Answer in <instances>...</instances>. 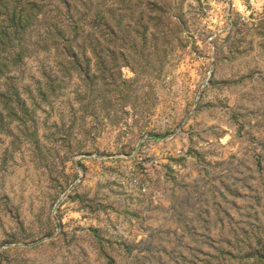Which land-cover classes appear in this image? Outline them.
<instances>
[{"label":"rangeland","instance_id":"374dc122","mask_svg":"<svg viewBox=\"0 0 264 264\" xmlns=\"http://www.w3.org/2000/svg\"><path fill=\"white\" fill-rule=\"evenodd\" d=\"M0 264H264V0H0Z\"/></svg>","mask_w":264,"mask_h":264}]
</instances>
